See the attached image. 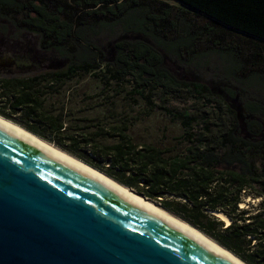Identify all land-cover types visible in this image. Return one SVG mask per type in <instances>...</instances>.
<instances>
[{
    "label": "trees",
    "instance_id": "obj_1",
    "mask_svg": "<svg viewBox=\"0 0 264 264\" xmlns=\"http://www.w3.org/2000/svg\"><path fill=\"white\" fill-rule=\"evenodd\" d=\"M6 55L1 117L264 264V0H0Z\"/></svg>",
    "mask_w": 264,
    "mask_h": 264
},
{
    "label": "water",
    "instance_id": "obj_2",
    "mask_svg": "<svg viewBox=\"0 0 264 264\" xmlns=\"http://www.w3.org/2000/svg\"><path fill=\"white\" fill-rule=\"evenodd\" d=\"M233 255L0 123V264H244Z\"/></svg>",
    "mask_w": 264,
    "mask_h": 264
},
{
    "label": "bare ground",
    "instance_id": "obj_3",
    "mask_svg": "<svg viewBox=\"0 0 264 264\" xmlns=\"http://www.w3.org/2000/svg\"><path fill=\"white\" fill-rule=\"evenodd\" d=\"M0 123L8 126L9 128L21 133L22 135L36 141L37 143L47 147L48 149L56 152L57 154L65 157L66 159L72 161L73 163L77 164L78 166H80L81 168L85 169L86 171L90 172L91 174L95 175L96 177H98L99 179L103 180L104 182L108 183L109 185H111L112 187L116 188L117 190L121 191L122 193H124L125 195L129 196L130 198L134 199L135 201L139 202L140 204H142L143 206L147 207L148 209H150L151 211L155 212L156 214L160 215L161 217L165 218L166 220L172 222L173 224L177 225L178 227L184 229L185 231L189 232L190 234L209 242L210 244L222 249L223 251L231 254L230 252H228L227 250H225L224 248H222L220 245H218L215 241H213L212 239H210L208 236H206L205 234H203L201 231H198V229L194 228L193 226H190V224L183 222L182 220H180L179 218L174 217L173 215H171L170 213H168L167 211L163 210L162 208L156 206L155 204H153L152 202L146 200L145 198L135 194L133 191H131L130 189L126 188L125 186L121 185L118 182H115L114 180L110 179L109 177L101 174L100 172H98L97 170L87 166L85 163H83L82 161L68 155L65 154L63 152H61L58 148H56L55 146L48 144L45 141H42L41 139H38L37 137H35L34 135L28 133L26 130H23L22 128L18 127L17 125L10 123L8 121H4L1 117H0ZM17 129H15L13 126ZM219 219L223 220L226 222V225L230 224V221L224 217L221 214H218ZM233 255V254H231ZM234 256V255H233ZM235 257V256H234ZM237 258V257H236ZM238 259V258H237ZM240 260V259H238ZM241 261V260H240ZM243 262V261H241ZM244 263V262H243ZM245 264V263H244Z\"/></svg>",
    "mask_w": 264,
    "mask_h": 264
},
{
    "label": "rangeland",
    "instance_id": "obj_4",
    "mask_svg": "<svg viewBox=\"0 0 264 264\" xmlns=\"http://www.w3.org/2000/svg\"><path fill=\"white\" fill-rule=\"evenodd\" d=\"M172 4L174 5H177L175 4L174 2L170 1ZM73 100L75 102V106L77 107V109L80 108V101L84 98H87L89 96H94V95H97V93L99 92L100 90V85L94 81H91L90 79H86L80 83H77V82H74L73 83ZM64 95H62L61 98L57 99L59 100L60 102H63L64 101V98H63ZM56 102V100L54 99L53 102ZM179 107H183L184 105L183 104H178ZM142 110V107L140 108H136V111H141ZM100 112V111H99ZM85 115H80V117H84ZM1 117V116H0ZM4 121H8L10 123H13L15 125H17L18 127L22 128L21 126H19L18 124L10 121V120H7L3 117H1ZM13 126V125H12ZM14 127V126H13ZM164 127H168L169 130L171 131V135H175L177 134L179 131L178 129L176 128H173L170 126V122L164 118L163 116H161L159 113H156V115H153L152 117L150 118H147L145 120L142 121V124L136 126L134 132H133V135H134V138H135V141L137 143H142V142H156L160 139V136H161V131ZM15 128V127H14ZM16 129V128H15ZM23 129V128H22ZM17 130V129H16ZM25 130V129H23ZM28 132V131H27ZM30 133V132H28ZM31 134V133H30ZM33 135V134H32ZM35 136V135H34ZM37 137V136H35ZM38 139H40L39 137H37ZM42 140V139H41ZM44 141V140H42ZM46 142V141H45ZM48 143V142H47ZM50 144V143H48ZM52 145V144H51ZM56 147V146H55ZM57 148V147H56ZM60 150V149H59ZM61 151V150H60ZM63 152V151H61ZM65 153V152H63ZM67 154V153H65ZM88 166V165H87ZM99 172V171H98ZM102 174V173H101ZM104 175V174H103ZM106 176V175H105ZM116 182V181H115ZM136 194V193H135ZM247 198V197H246ZM147 200V199H146ZM251 201V203H254V204H257L260 199H251V198H248L246 199L245 201V205L247 206V204H249ZM153 204H155L156 206L160 207L159 205H157L156 203L153 202ZM161 208V207H160ZM173 215V214H171ZM174 217L178 218L177 216L173 215ZM180 219V218H179ZM182 220V219H180ZM183 221V220H182ZM185 222V221H183ZM187 223V222H185ZM191 226V225H190ZM199 231V230H198ZM204 234V233H203ZM207 236V235H206ZM210 238V237H209ZM211 239V238H210ZM213 240V239H212ZM214 241V240H213ZM236 257V256H235Z\"/></svg>",
    "mask_w": 264,
    "mask_h": 264
},
{
    "label": "flooded vegetation",
    "instance_id": "obj_5",
    "mask_svg": "<svg viewBox=\"0 0 264 264\" xmlns=\"http://www.w3.org/2000/svg\"><path fill=\"white\" fill-rule=\"evenodd\" d=\"M13 64H14V61H13ZM13 64L10 65L7 61H5L3 64H0V69H8V68H11L13 66Z\"/></svg>",
    "mask_w": 264,
    "mask_h": 264
}]
</instances>
